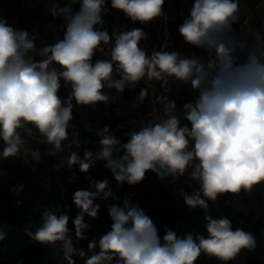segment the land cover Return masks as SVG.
<instances>
[{
	"label": "clouds",
	"instance_id": "clouds-1",
	"mask_svg": "<svg viewBox=\"0 0 264 264\" xmlns=\"http://www.w3.org/2000/svg\"><path fill=\"white\" fill-rule=\"evenodd\" d=\"M106 3L69 0L66 6L52 5L51 14L62 19L66 31L63 39L39 49L36 37L0 18V158L18 157L25 143L21 132L31 135L33 129L43 143L53 146L49 155L62 152L73 119V101L80 106L106 103L109 96L103 92L105 87L123 93L141 80L166 85L169 78H174L190 83L199 94L194 102L183 106L190 128L180 126L175 101L160 98L164 115L131 133L127 143L121 144L105 126L97 133L101 137L100 151L86 150L83 158L69 152L56 167L58 170L67 164L71 169L78 165L80 172L87 174L97 161H104V167L120 185H138L149 170L162 179L175 180L191 168V178L199 184L192 195L183 191L179 194L190 209L205 210L206 238L201 234L178 237L166 227L161 240L151 218L138 204L131 203V194H126L122 208L107 206L113 222L111 231L98 243L89 242L93 254L85 264H195L202 252L227 264L241 250L254 249L255 239L250 232L233 230L227 218L213 219L207 214L206 201L214 202L225 193L250 192L264 183V29H250L247 36L235 34L232 25L239 21L240 0H195L178 30L186 44L207 51V58L166 50L153 51L149 56L140 47L146 33L134 28L119 35L113 33L115 46L105 53L110 61L93 63L96 53H104L103 46L113 39L103 27ZM164 3L110 0L111 9L140 24L161 17ZM74 4H79L78 11L73 10ZM36 55L41 59L36 60ZM114 74L120 78H114ZM61 81L70 87L63 101L58 95ZM148 95V87L143 88L137 100L143 102ZM72 143L80 147L78 140ZM109 197L118 199L107 179L93 180L89 190L74 192L78 209L72 220L75 239L68 227L67 209L60 206L42 212L34 233L31 223L24 231L43 245L61 244L67 264H75L73 255L85 256L75 247L87 239L84 233L90 225L85 217L97 218L100 205L94 201ZM5 236L0 229V241Z\"/></svg>",
	"mask_w": 264,
	"mask_h": 264
},
{
	"label": "rangeland",
	"instance_id": "rangeland-1",
	"mask_svg": "<svg viewBox=\"0 0 264 264\" xmlns=\"http://www.w3.org/2000/svg\"><path fill=\"white\" fill-rule=\"evenodd\" d=\"M181 7L178 13L180 16H183L185 19L190 14V9L192 8L195 0H179ZM69 3V0H23V14L26 20H33L35 14H51V7L54 4L59 6H66ZM168 3V0H165V4ZM11 0H0V13L4 9H9L12 6ZM106 6L110 12H113L110 6V0H107ZM74 11L79 10V4L72 5ZM120 12V11H119ZM168 12H173L172 7L169 9L163 8V38L162 44L159 48L156 45L150 46L149 40L146 38L140 42V47L146 51V54L151 56L153 51H168L169 48L176 50L181 53L183 56H197L207 58L209 53L204 49L191 46L185 43L184 39H177L176 33L171 32V28L176 22L175 16H170ZM175 14V13H174ZM160 17L156 18L159 22ZM155 20L152 21L151 26H154ZM159 23H157L158 25ZM104 29L106 27L103 25ZM134 28L140 29L139 22L131 21L123 12L119 13L117 17V25L113 29V33L119 35L121 33L130 31ZM232 28L237 36H247L250 29L262 30L264 29V0H240V17L239 21L232 25ZM66 27L61 18L55 17L47 23L39 27L35 25V46L37 49L54 43L58 39H63L64 32ZM113 41V43H112ZM115 46V39H111L110 44L103 46L105 52H98L93 57V63L97 60H109L111 59L110 55L105 53L109 52ZM36 60H40L41 57L36 55L34 57ZM243 57H241V60ZM114 78L119 79L120 77L114 74ZM172 80V94L176 103L175 115L178 117L180 126L191 127L190 122L185 119L184 105L188 102H194L199 94L197 91L192 89L190 83L183 84ZM161 82L152 81L148 82L147 80H141L137 86L133 88L126 87L123 93L117 92L116 89H108L105 87L103 89L104 94L109 96L108 103H106L103 109L99 108L98 102L96 105L88 106H77L79 120L83 126L93 134V139H78V137L71 133L68 135V139L62 142L63 151L57 153L55 156L49 157L50 161L47 160L44 153L41 150H26L21 149L22 156L26 163L32 166V172L34 174L35 183L40 187L41 194L49 195V200L44 198L40 209L45 210L50 206H60L62 210L69 209L68 196L71 198L74 196L76 190H84V188L79 184L77 180L74 179V174L77 169L74 167L69 169L67 164L62 165L57 170V165L61 164V160L69 154V152H76L81 158H83L84 152L92 151L96 153L101 150L100 139L101 137L97 134L99 129L107 126L110 129V135L119 138L130 137V134L133 132H139L142 127L147 125L150 121L155 120L158 122V119L164 115L163 108L156 100L155 94ZM148 87L149 95L139 102L137 97L141 89ZM70 87H65L63 81H61V89L58 92V95L62 90H68ZM74 140H78L80 147L77 148L72 143ZM49 150L53 151V146L51 145ZM102 164L104 166V161H97V164ZM79 168V167H77ZM192 169H188L183 176L177 177L173 180L171 177L160 178L156 173L149 170L145 173V178L138 185H129L128 188L123 189L121 192L122 206H120L116 201L108 198V200L98 199L97 203L100 205V208L104 212L105 220H110L108 213V205L116 204L119 207H123V202L126 198V194H131V203L138 204L141 209L144 210L145 214L150 218L154 219L159 213H166L171 211L172 208H181V200L183 197L179 194L181 191L186 194H193L194 191L199 190V184L196 180L191 178ZM56 184L54 187L52 185ZM51 194V195H50ZM184 200V199H183ZM207 210H220L222 212H228L233 214L242 213L245 218H252V222L259 219L261 220V226L259 230L262 234L261 244L258 246V258L261 264H264V183L255 185L253 189L249 191L241 190L238 194L225 193L217 197L216 201H210ZM151 209H155V212L151 213ZM184 211V209H183ZM188 211V210H187ZM70 233L74 235V226L70 219ZM29 220L33 222V226L38 224L37 218H35L30 211L26 215ZM108 216V217H107ZM103 219V220H104ZM88 220H92L89 219ZM157 227L158 236L163 240L165 233V228L167 226L163 225L159 221ZM251 222V223H252ZM112 221L110 225H112ZM29 223L26 224V227ZM90 225V224H89ZM171 229L170 227H167ZM92 229L90 225V231ZM175 233L178 229L173 230ZM178 237H182L178 235ZM81 242V241H79ZM75 245L77 249H82ZM74 259L75 264H85V261L88 259V254L84 257L78 258V255H75ZM200 256H203L201 253ZM223 262L217 258H205L204 260H198L195 264H222ZM53 264V263H52ZM59 264H67V261L61 260ZM243 264V263H241Z\"/></svg>",
	"mask_w": 264,
	"mask_h": 264
},
{
	"label": "trees",
	"instance_id": "trees-1",
	"mask_svg": "<svg viewBox=\"0 0 264 264\" xmlns=\"http://www.w3.org/2000/svg\"><path fill=\"white\" fill-rule=\"evenodd\" d=\"M11 1L13 3L11 8L4 9L0 13V18L6 19L8 24L13 26L15 29L27 30L31 36L35 34L36 24L41 27L55 18L52 14H35L33 16V20H26L23 14V0ZM170 7H172L175 14L173 12H168L169 15H174L176 18V22L171 28V32L176 33L177 39H182L183 37L180 35L178 29L179 26L184 22L185 18L180 16L178 13L181 7L180 1L168 0L167 4L164 3V9H169ZM119 13L120 12L117 10H113V12L108 10L106 14H102L104 26L106 27L110 37H112L113 29L117 25V17H119ZM159 19V22L154 19L155 24L153 27L151 26L152 21L146 24H140V29L146 33V39L149 40L150 46L156 45L157 48H159L162 44L164 31L162 16ZM157 23L159 24L157 25ZM171 51L172 49L169 48L168 52ZM159 91L160 84L155 97ZM69 93L70 88H68V90H62L59 94V97L63 101L68 98ZM106 103L100 102L98 107L103 109ZM77 106L78 105H76L75 101H73V119L69 122L70 127L68 128V135L74 133L78 139L92 140L93 134L87 130L79 120ZM21 135L22 139L25 141L22 149L41 150L45 157H48L47 160L50 161L49 157H51V155L48 153L51 152V150H49L51 145L43 143L41 141L42 138L35 129L32 130L31 135L23 132H21ZM116 139L119 140L121 144H125L130 140V137H119ZM2 147L3 143L0 142V150H2ZM120 155H123V152H121ZM77 167L79 166L77 165L74 167L77 170L73 177L79 182L84 190L90 189V184L93 180L102 181L107 179L114 195L118 199H113L112 197L109 198L122 206L121 192L123 189L128 188L127 182H124L122 185L118 184L111 171L106 169L101 163L97 165L95 164L93 167H91L89 169V173L87 174L81 173ZM55 185L56 184L54 183L52 186L54 187ZM39 189L40 187L35 183L34 180L32 166L25 162L21 152L18 154V157L15 158H9L7 160L0 158V229L6 232L5 239L0 241V264H18V262H22V264H59L61 260L65 259L61 244H57L56 246L43 245L33 240L24 231L27 223L32 224L31 231L33 233L36 229V227L33 226V222L26 216L28 211H30L35 218L39 219L38 224L36 225L39 226L41 223L42 212L44 211L40 209V205L44 198H47L48 201H50V196H44L41 194ZM97 200L94 201L95 204H98ZM18 201L20 202L19 204L17 203ZM68 201L70 204L67 214H70V219L72 222V220H74L78 214V209L73 202V197L71 198V196H68ZM206 202L209 205V200ZM180 203L182 210L181 208L179 209L174 207L171 209V211H168L164 214L159 213L154 219L151 218L155 226L158 225L157 221H159L163 225L170 227L173 230L178 229L176 232L177 236L181 235L184 237L187 234H193L194 236L195 234H201L206 238V221L204 219L206 214L205 210L199 207L196 209H190L185 204L183 199ZM153 212H155V209H151V213ZM207 214L213 219L227 218L231 221L233 230L239 228L246 232H250L254 236V249L241 250L240 254L234 260L228 261L227 264H261L257 252L258 246L262 241V234L259 230L261 226V220L257 219L252 222L253 220L251 217L245 218L242 213L233 214L222 212L220 210H207ZM104 218V212L101 208L97 214V218L89 221L88 218L85 217V222L89 223L92 229L84 233L87 239L81 240L78 246L82 248L80 250H82L85 255L88 254V258H90L93 254V252L88 249L89 242L96 241L98 243L103 235L111 231V218L108 221H106ZM70 225L71 223L69 220V228ZM73 239H75V236H73ZM94 251L98 253L99 248H96ZM202 254L203 256H200L198 260H204L207 257L209 258L207 254L203 252ZM78 258H81V256L78 255ZM72 259H76V256L73 255ZM222 264H224V262Z\"/></svg>",
	"mask_w": 264,
	"mask_h": 264
},
{
	"label": "built area",
	"instance_id": "built-area-1",
	"mask_svg": "<svg viewBox=\"0 0 264 264\" xmlns=\"http://www.w3.org/2000/svg\"><path fill=\"white\" fill-rule=\"evenodd\" d=\"M173 51H176V50H172L171 52H173ZM171 79L172 78L168 79V82H167L166 85H164L163 82H161L160 91L158 92V94L156 96V100L158 101V103L161 105L162 108H163V105L161 103V99L160 98L166 97L168 100H174V98L171 96V94H172V86H173ZM166 89H167V91H166ZM175 110H176V108H175Z\"/></svg>",
	"mask_w": 264,
	"mask_h": 264
}]
</instances>
